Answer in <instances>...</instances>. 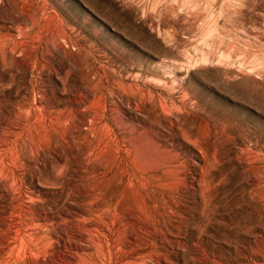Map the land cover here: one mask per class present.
<instances>
[{
    "label": "rangeland",
    "instance_id": "obj_1",
    "mask_svg": "<svg viewBox=\"0 0 264 264\" xmlns=\"http://www.w3.org/2000/svg\"><path fill=\"white\" fill-rule=\"evenodd\" d=\"M120 259L264 264V0H0V264Z\"/></svg>",
    "mask_w": 264,
    "mask_h": 264
},
{
    "label": "bare ground",
    "instance_id": "obj_2",
    "mask_svg": "<svg viewBox=\"0 0 264 264\" xmlns=\"http://www.w3.org/2000/svg\"><path fill=\"white\" fill-rule=\"evenodd\" d=\"M145 197H146V196H145ZM138 205H139V204H138ZM139 208H140V206H139ZM123 212H125V211H123ZM127 212H128V211H127ZM120 216H121V215H120ZM121 218H122V217H121ZM130 218H131V217H130ZM125 220L128 221L127 218H125ZM125 220H124V222H125ZM121 222H122V221H121ZM130 222H131V221H130ZM156 222H157V221H156ZM125 223H126V225L129 224V222H128V223L125 222ZM125 223H124V224H125ZM131 223H132V222H131ZM120 224H121V223H120ZM100 226H101V225H100ZM113 226H114V225H113ZM128 226H129V225H128ZM128 226H127V227H128ZM96 228H97V227H96ZM96 228H95V230H96ZM115 228H116V227H115ZM97 229H98V228H97ZM116 229H117V228H116ZM116 229H114V230H116ZM120 229H121V228H120ZM103 231H104V230H103ZM120 231H121V230H120ZM118 232H119V231H118ZM113 238H114V237H113ZM113 240H114V239H113ZM109 241H110V240H109ZM111 241H112V240H111ZM114 241H115V240H114ZM116 242H118V241H115V243H116ZM132 242H133V241H132ZM156 242H157V241H156ZM141 243H142V242H141ZM118 244H119V243H118ZM118 244H117V246H118ZM121 244H122V243H121ZM121 244H120V245H121ZM123 244H124V242H123ZM123 244L121 245L122 247H123ZM124 245H125V244H124ZM113 246H114V245H113ZM122 247H121V249H122ZM136 247H137V246H136ZM114 248L116 249V245H115ZM117 248H119V247H117ZM141 248H142V247H141ZM123 249H124V248H123ZM139 249H140V247H139ZM103 250H104V249H103ZM113 250H114V249H113ZM119 250H120V249H119ZM120 251H121V250H120ZM123 251H124V250H123ZM137 251H139V250H137ZM125 252L127 253V248H126ZM126 253H125V254H126ZM130 253H131V252H130ZM130 253H129V254H130ZM127 254H128V253H127ZM133 257H134V256H133ZM131 259H132V258H131ZM120 260H121V259H120ZM120 260H119V261H120ZM126 260H127V259H126ZM124 261H125V260H124ZM127 261H128V260H127ZM132 261H133V260H132ZM132 261H131V262H132ZM120 262H121V264L123 263L122 260H121ZM129 262H130V260H129ZM136 262H137V261H136ZM140 262H141V261H140ZM144 263H145V262H144ZM123 264H124V263H123ZM125 264H127L126 261H125Z\"/></svg>",
    "mask_w": 264,
    "mask_h": 264
}]
</instances>
